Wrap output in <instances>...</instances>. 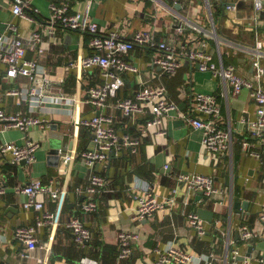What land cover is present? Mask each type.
<instances>
[{"label": "crops", "instance_id": "obj_1", "mask_svg": "<svg viewBox=\"0 0 264 264\" xmlns=\"http://www.w3.org/2000/svg\"><path fill=\"white\" fill-rule=\"evenodd\" d=\"M31 1L33 7L38 9L40 19L46 23L50 17V0ZM68 1L73 11L82 13L86 9L87 0ZM234 2H237L236 7L229 9L228 5ZM210 3L209 8L208 0H96L89 8V13L92 21L98 23L103 30H119L128 38H132L138 30L147 29L156 30L159 38L177 48L181 41L190 45L194 41H204L210 47L209 50L217 63H232L238 73L248 75L253 71L249 51L238 44L253 45L256 40H261L264 45V9L256 19L252 0H210ZM12 6V0H0V32H5L7 25L15 20L23 35L29 37L33 33L34 23L27 18L17 20L12 14ZM181 25L184 28L182 33L177 29ZM90 39L89 34L60 27H56L54 35L45 37L48 56L44 65L66 92L73 93L77 90L79 75L77 71L72 70L70 64L92 52ZM226 39L237 44L227 42ZM155 55L154 50L143 47H138L127 55L140 70L139 73L126 74L125 86L119 95L133 97L142 86L141 81L151 87L164 84L168 87L172 101H176L188 113L192 112L197 91L215 94L221 107V125L233 130L235 141L232 153H222L221 162L216 165L208 154L202 152V131L193 129L186 119L174 113L176 117H171L168 121V135L146 136L137 152L127 149L120 157L111 156L107 162L101 164L100 173L108 179L107 190L99 199L101 210L99 213L84 214L81 212V206L86 201V196L79 190L85 189L89 175L85 160L79 154L87 148H93L94 143L89 130L80 127L75 119L78 114L91 115L92 108L83 103L77 110H73L75 107L72 104L49 102L35 115L50 122V128L35 127L30 131L31 138L42 142V147L37 151V161L31 166L27 163L13 165L0 156V181L3 180L7 185V193L0 197V264H37L39 258L45 259L47 264H77L85 255L96 258L100 264H116L119 251L118 235L124 229L139 231L142 234L141 241L136 245L133 264H150L155 257L154 248L164 247L171 241L182 243L192 233L183 215L185 209L182 197L179 196L172 206L167 204V207L154 217L140 222L133 219L137 208V195L139 190L148 188L158 194L159 200L173 195L180 172L214 175L223 186L227 185L234 190L232 202L230 196L225 202L227 206L215 201L208 202L199 198L198 194L190 201V209L198 212L200 207L209 211L212 209L215 214L213 220L224 214L225 209L227 212L233 209L235 223L243 220V214L240 213V208H243L250 214L249 221L255 223L259 204L264 203V190L261 197H258L253 189L242 193L247 179L250 182L264 179V167L262 168L252 155L243 153L240 141L242 137L248 136L245 135L247 125L241 121L245 119L248 122V119H253L256 109L249 91L244 90L235 95L232 87H228L220 78L199 71L188 61H184L183 67L174 77L169 76L160 66L153 65L152 58ZM34 57H37V53L30 51L28 58ZM81 78L88 86L100 85L103 82L99 69L86 70ZM0 84L4 89L16 85L14 81L4 77L0 79ZM86 93L87 86L83 89L84 98ZM17 100L4 97L0 107L12 113L28 114V106L18 104ZM108 103L104 112L112 117L119 133L139 137L146 115L127 118L116 106V98H110ZM55 123L58 125V132L63 136V151L75 155L68 174V167L61 155V160L57 161L48 158L50 140L47 135ZM24 136L25 133L21 129L2 131L0 126V143L15 141L24 145ZM52 177L64 191L63 204L60 207V203L48 195L45 200L51 212L60 213V224L37 226L40 241L46 244L48 249L29 252L24 245L15 241L14 230L19 222L34 224L37 212L23 207L27 197L16 194L15 188L26 185L33 178L47 181ZM237 202L242 204L235 207ZM245 202L248 203V209L244 207ZM209 204L215 205L210 208ZM218 206L225 209L219 210ZM73 217H81L93 231V237L85 248L77 246L74 233L65 227V223ZM231 238L240 245L239 234L234 226ZM220 242L222 243V240ZM202 244L203 242L195 239L193 250H202ZM263 245L264 241H261V247L264 249ZM222 253L225 255V249Z\"/></svg>", "mask_w": 264, "mask_h": 264}, {"label": "built area", "instance_id": "obj_2", "mask_svg": "<svg viewBox=\"0 0 264 264\" xmlns=\"http://www.w3.org/2000/svg\"><path fill=\"white\" fill-rule=\"evenodd\" d=\"M12 1V14L15 18L30 19L34 23V30L29 37H25L20 31L18 22L14 20L7 25L5 32H0V79L4 77L16 83L13 88L8 89H4L0 84V102L4 97L17 98L18 104L28 106L29 113H12L0 107L1 130L21 129L25 133L24 141H26L24 145L15 141L0 143V156L13 165L24 161L30 166L33 165L37 161L36 152L42 147V142L31 138L30 131L35 127L50 128L51 126L50 122L35 113L44 109L49 102L72 104L76 108L73 110H77L83 103L90 105L91 115L78 114L75 119L80 127L89 130L94 143L93 148H87L79 154L85 160L89 175L87 186L79 190L86 196V201L81 206L82 213H99L101 210L99 199L104 195L108 185L107 177L100 173L101 164L107 162L111 156L120 157L127 149L137 152L146 136L168 135V121L171 117H182L193 129L202 131V152L208 154L216 165L220 164L222 153L231 154L233 151L235 141L233 130L221 125V107L215 94L197 91L194 95L192 112L188 113L176 101H172L168 87L164 84L151 87L145 81H141L142 86L133 97L119 95L125 86L126 74L139 73L140 67L127 58V55L138 47L154 50L156 55L152 58L153 65L160 66L169 76L174 77L183 67L184 61H188L199 71L220 78L228 87H232L235 95L248 90L256 109L253 119H248V122L245 119L241 121L247 125L245 135H248L240 140L241 146L243 153L252 155L260 166L264 167V45L261 40H256L253 45L238 44L249 51L253 64V71L243 76L238 73L234 64H226L223 61L217 63L209 50L210 47L204 41L199 43L194 41L191 45L181 41L177 48L165 39L159 38L156 30L141 29L132 38L126 37L119 30H103L98 23L92 21L89 13V8L96 0H87L86 9L82 13L73 11L68 0H50V17L46 23L40 19L39 11L33 7L31 0ZM252 3L258 19L264 9V0H252ZM236 4L237 2L230 3L228 8H235ZM210 5L208 0L209 8ZM29 10L30 13L27 12ZM56 27L89 34L91 37L92 52L70 64L72 70L77 71L79 75L77 90L73 93L66 92L62 86H59L55 77L44 65L48 56L45 37L54 35ZM177 29L181 33L184 31L182 25ZM226 40L236 43L230 39ZM30 51L36 52L37 57L28 58ZM89 69L101 71L102 84L88 86L84 83L81 76ZM86 86L87 96L84 98L83 89ZM110 98H116V106L127 118L146 115L139 137H133L129 133H119L112 117L104 112ZM59 154L64 158L63 161L68 167L66 174H68L75 155L72 152L66 154L63 149H60ZM168 167L169 165L166 166ZM243 186L242 193L253 189L258 197H261L264 179L251 180V182L247 179ZM173 191V195L163 200H159L158 194L149 188L139 190L140 193L137 195V208L133 219L140 222L154 217L167 207V204L172 206L179 196L182 197L185 209L183 215L192 233L182 243L171 241L164 247L154 248L155 257L150 264H264V249L261 247V241H264L263 202L259 204L255 223L249 221L250 214L243 208H240L243 220L234 223L235 213L232 209L209 221L197 210L189 208L190 201L199 194L208 202L215 201L226 205L229 196L232 202V193H234L232 187L223 186L214 175L180 172ZM6 193L7 185L1 180L0 197ZM15 193L27 197L23 204L25 209H33L37 212L34 224L19 222L16 225L15 241L24 245L29 252L48 249V246L40 241L37 226L59 225L60 213L48 209L45 196L48 195L54 201H58L61 207L64 191L52 177L47 181L33 178L26 185L16 187ZM232 206L233 203L230 207ZM233 226L238 231L240 245L231 238ZM65 227L74 233L78 247L85 248L93 237L92 229L87 227L81 217L71 218L65 223ZM141 238L142 234L139 231L124 229L119 233L116 264H133L136 245ZM195 239L200 243L203 242L202 250L197 252L193 250ZM224 249L225 255L222 253ZM37 264L47 263L45 259L39 258ZM77 264H100V262L90 255H85Z\"/></svg>", "mask_w": 264, "mask_h": 264}, {"label": "water", "instance_id": "obj_3", "mask_svg": "<svg viewBox=\"0 0 264 264\" xmlns=\"http://www.w3.org/2000/svg\"><path fill=\"white\" fill-rule=\"evenodd\" d=\"M47 137L50 140L49 141L48 158H50V160H52V161L61 160V158H60L61 156H60L59 152H60V149H62V147L64 145L63 140H61L63 136H62V133L58 132V125H56V123L53 125V128L50 130ZM22 163H27V162L24 161ZM198 197L200 198V195ZM240 204H242V203L237 202L235 207H239ZM243 204H244V207L246 209H248V203L245 202Z\"/></svg>", "mask_w": 264, "mask_h": 264}, {"label": "rangeland", "instance_id": "obj_4", "mask_svg": "<svg viewBox=\"0 0 264 264\" xmlns=\"http://www.w3.org/2000/svg\"><path fill=\"white\" fill-rule=\"evenodd\" d=\"M244 91V90H243ZM247 91V90H246ZM20 131L18 132V135L20 136ZM18 144H20V145H23V144H21V143H18ZM39 153L37 152V154H36V156L38 155ZM214 205L215 204H209V207L210 208H213L214 207ZM218 208H219V210H221L223 207H221V206H218ZM223 209H225V207L223 208ZM199 212H200V214H201V216L203 217V218H205V219H207V220H209V221H212L213 220V218H214V216H215V214H214V211L211 209L210 211L207 209V208H204V207H200V210H199ZM224 212H226V209H225V211ZM264 246V245H263Z\"/></svg>", "mask_w": 264, "mask_h": 264}]
</instances>
